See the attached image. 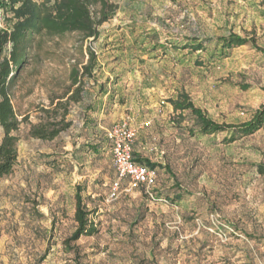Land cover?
I'll list each match as a JSON object with an SVG mask.
<instances>
[{
    "label": "rangeland",
    "instance_id": "obj_1",
    "mask_svg": "<svg viewBox=\"0 0 264 264\" xmlns=\"http://www.w3.org/2000/svg\"><path fill=\"white\" fill-rule=\"evenodd\" d=\"M111 1L118 10L98 40L48 44L11 86L23 122L12 133L17 163L0 178V264H264V126L231 143L225 133L191 135L195 118L170 103L185 93L233 125L264 107V52L246 45L219 56L216 44L235 33L264 50V0ZM12 17L3 7L6 29ZM196 39L204 49L191 50ZM89 45L98 64L84 99L70 104L71 126L54 140L33 137L40 109L68 91ZM122 122L138 131L135 155L158 165L155 190L166 201L125 183L111 197L117 175L106 133ZM77 184L98 232L66 245L77 227Z\"/></svg>",
    "mask_w": 264,
    "mask_h": 264
},
{
    "label": "trees",
    "instance_id": "obj_2",
    "mask_svg": "<svg viewBox=\"0 0 264 264\" xmlns=\"http://www.w3.org/2000/svg\"><path fill=\"white\" fill-rule=\"evenodd\" d=\"M52 0L37 2L35 0H5L4 7L13 15L11 24L6 30H0V127L4 138L0 142V178L10 175L18 160L17 137L12 133L17 131L23 122L18 119L10 93L11 86L16 82L20 72L34 59L42 60L49 54L48 44L54 43L67 35L78 36V44L98 40L100 28L111 20L118 10V5L111 0H53L56 13L49 11L48 3ZM211 42L210 41H207ZM219 56L246 45H251L264 52L257 45L255 37H242L231 33L218 37L216 40ZM205 43L193 40L189 45L191 50L204 49ZM87 61L72 65L68 91L58 101L51 99L48 108H41V120L31 129V135L42 140H54L61 132L67 130L72 122L67 119L70 114V104L81 102L86 94L85 79H93L98 64V56L92 46L86 47ZM104 95V86H100ZM65 99L64 101H62ZM174 112L180 115L189 111L195 118L196 129H189L191 135L227 134L226 142L247 137L264 126V107L259 109L253 118L245 123L233 125L217 123L209 118L200 108L196 107L187 94L182 93L177 99L170 100ZM93 110L90 105L86 111ZM88 120H86L87 122ZM108 140V139H107ZM97 152L99 147H92ZM138 162L156 167L157 164L147 159L137 157ZM260 174L264 175L262 166ZM75 222L77 227L66 245L79 241L82 237H90L98 232L91 216L93 211L88 209L83 199L84 188L76 185ZM158 197V190L156 191ZM71 249L75 247H70Z\"/></svg>",
    "mask_w": 264,
    "mask_h": 264
},
{
    "label": "built area",
    "instance_id": "obj_3",
    "mask_svg": "<svg viewBox=\"0 0 264 264\" xmlns=\"http://www.w3.org/2000/svg\"><path fill=\"white\" fill-rule=\"evenodd\" d=\"M5 0H0V12ZM0 30H6L0 18ZM138 131L128 122L114 125L107 130L106 137L111 146L113 164L116 170V179L112 185L111 197H117L123 183L127 191L143 189L146 196L152 201H166L156 195L158 185V168L138 162L135 158L134 145Z\"/></svg>",
    "mask_w": 264,
    "mask_h": 264
},
{
    "label": "crops",
    "instance_id": "obj_4",
    "mask_svg": "<svg viewBox=\"0 0 264 264\" xmlns=\"http://www.w3.org/2000/svg\"><path fill=\"white\" fill-rule=\"evenodd\" d=\"M135 158H136V155H135ZM142 163V162H141ZM145 164V163H144Z\"/></svg>",
    "mask_w": 264,
    "mask_h": 264
}]
</instances>
